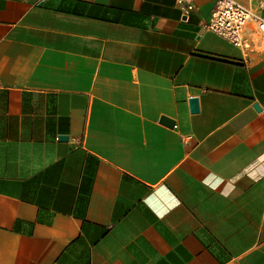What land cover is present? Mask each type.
I'll return each mask as SVG.
<instances>
[{
	"label": "crops",
	"instance_id": "crops-1",
	"mask_svg": "<svg viewBox=\"0 0 264 264\" xmlns=\"http://www.w3.org/2000/svg\"><path fill=\"white\" fill-rule=\"evenodd\" d=\"M215 1L0 0V264H264V38Z\"/></svg>",
	"mask_w": 264,
	"mask_h": 264
},
{
	"label": "built area",
	"instance_id": "built-area-1",
	"mask_svg": "<svg viewBox=\"0 0 264 264\" xmlns=\"http://www.w3.org/2000/svg\"><path fill=\"white\" fill-rule=\"evenodd\" d=\"M187 19L195 7V0H177ZM248 5L237 0H216L203 27L213 31L243 50L255 49L256 34L264 38V0H251ZM250 26V30H249Z\"/></svg>",
	"mask_w": 264,
	"mask_h": 264
},
{
	"label": "water",
	"instance_id": "water-1",
	"mask_svg": "<svg viewBox=\"0 0 264 264\" xmlns=\"http://www.w3.org/2000/svg\"><path fill=\"white\" fill-rule=\"evenodd\" d=\"M189 102H190V110H191V112H197L199 110L198 98L197 97H193V98H191L189 100ZM160 122L165 124V125H167V126L172 127L174 125V123H175V120L163 115L160 118ZM66 138H67V136H65V135L59 136V139H66Z\"/></svg>",
	"mask_w": 264,
	"mask_h": 264
}]
</instances>
